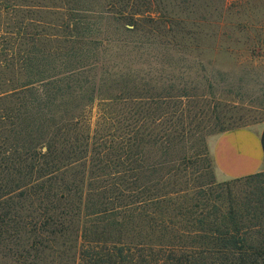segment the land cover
Instances as JSON below:
<instances>
[{"label":"trees","instance_id":"trees-1","mask_svg":"<svg viewBox=\"0 0 264 264\" xmlns=\"http://www.w3.org/2000/svg\"><path fill=\"white\" fill-rule=\"evenodd\" d=\"M15 5L0 0V257L264 264V171L215 179L171 27L111 10V29L49 45L13 21Z\"/></svg>","mask_w":264,"mask_h":264},{"label":"rangeland","instance_id":"rangeland-1","mask_svg":"<svg viewBox=\"0 0 264 264\" xmlns=\"http://www.w3.org/2000/svg\"><path fill=\"white\" fill-rule=\"evenodd\" d=\"M147 1L15 0L11 17L25 19L30 31L43 29L46 44L70 46L77 27L111 29L105 18L111 10L148 9L171 27V46H182L171 50L170 64L180 88L192 95L190 109L208 126L205 138L223 128L264 123V0ZM98 114L95 104L93 123ZM0 264L10 262L0 257Z\"/></svg>","mask_w":264,"mask_h":264},{"label":"crops","instance_id":"crops-1","mask_svg":"<svg viewBox=\"0 0 264 264\" xmlns=\"http://www.w3.org/2000/svg\"><path fill=\"white\" fill-rule=\"evenodd\" d=\"M207 144L219 180L264 170V123L233 127L209 135Z\"/></svg>","mask_w":264,"mask_h":264}]
</instances>
